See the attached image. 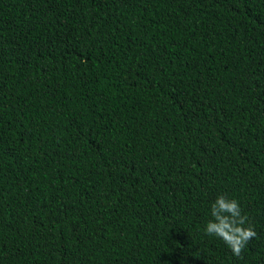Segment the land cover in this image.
I'll return each mask as SVG.
<instances>
[{
    "label": "trees",
    "instance_id": "16d2710c",
    "mask_svg": "<svg viewBox=\"0 0 264 264\" xmlns=\"http://www.w3.org/2000/svg\"><path fill=\"white\" fill-rule=\"evenodd\" d=\"M0 264H264V0H0Z\"/></svg>",
    "mask_w": 264,
    "mask_h": 264
},
{
    "label": "clouds",
    "instance_id": "9594fccd",
    "mask_svg": "<svg viewBox=\"0 0 264 264\" xmlns=\"http://www.w3.org/2000/svg\"><path fill=\"white\" fill-rule=\"evenodd\" d=\"M210 214L204 233L222 240L233 256L240 257L257 233L247 215L243 214L239 201L227 194L218 195L211 204Z\"/></svg>",
    "mask_w": 264,
    "mask_h": 264
}]
</instances>
